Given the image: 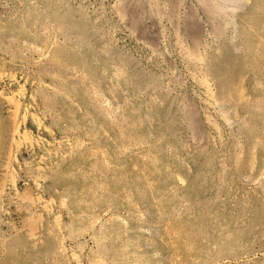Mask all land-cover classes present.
<instances>
[{"label": "rangeland", "instance_id": "374dc122", "mask_svg": "<svg viewBox=\"0 0 264 264\" xmlns=\"http://www.w3.org/2000/svg\"><path fill=\"white\" fill-rule=\"evenodd\" d=\"M0 264H264V0H0Z\"/></svg>", "mask_w": 264, "mask_h": 264}]
</instances>
